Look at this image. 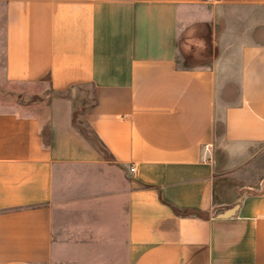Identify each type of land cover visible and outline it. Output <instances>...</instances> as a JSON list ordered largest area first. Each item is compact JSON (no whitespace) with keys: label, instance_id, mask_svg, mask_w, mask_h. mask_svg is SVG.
<instances>
[{"label":"crops","instance_id":"crops-1","mask_svg":"<svg viewBox=\"0 0 264 264\" xmlns=\"http://www.w3.org/2000/svg\"><path fill=\"white\" fill-rule=\"evenodd\" d=\"M0 4V79L56 94L44 120L0 110V264L49 262L56 175L98 165L127 179V264H264V193L216 200L223 166L264 145V0ZM190 7L213 55L183 69Z\"/></svg>","mask_w":264,"mask_h":264},{"label":"rangeland","instance_id":"rangeland-1","mask_svg":"<svg viewBox=\"0 0 264 264\" xmlns=\"http://www.w3.org/2000/svg\"><path fill=\"white\" fill-rule=\"evenodd\" d=\"M2 7L0 4V12ZM204 15L203 8L190 7L180 18V68H202L212 59V28L201 21ZM2 40L0 20V67ZM55 96L47 83L15 84L0 79V110L20 111L44 120ZM74 99L79 118L93 104L92 92L83 88ZM80 129L85 131L82 126ZM222 169L216 187L218 202L264 193V145H253L247 156L232 159ZM55 181L50 203L52 251L47 264H127V179L120 170L99 165L64 167Z\"/></svg>","mask_w":264,"mask_h":264},{"label":"built area","instance_id":"built-area-1","mask_svg":"<svg viewBox=\"0 0 264 264\" xmlns=\"http://www.w3.org/2000/svg\"><path fill=\"white\" fill-rule=\"evenodd\" d=\"M130 171H131V173H134V172H135V167L132 166V167L130 168Z\"/></svg>","mask_w":264,"mask_h":264}]
</instances>
